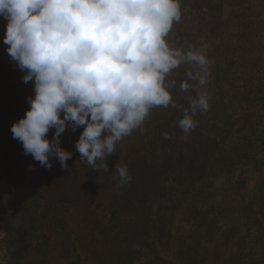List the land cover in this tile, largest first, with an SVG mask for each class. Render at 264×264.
Here are the masks:
<instances>
[{"label":"rangeland","instance_id":"374dc122","mask_svg":"<svg viewBox=\"0 0 264 264\" xmlns=\"http://www.w3.org/2000/svg\"><path fill=\"white\" fill-rule=\"evenodd\" d=\"M180 8L167 40L207 56L209 108L197 110L189 134L178 127L197 95L195 88L180 90L190 67L182 64L170 78L175 106L153 108L150 130L162 119L170 137L162 150L172 161L183 139L187 164L195 142L213 154L216 167L197 193L182 191L171 204L160 179L142 185L135 217L121 211L108 222L98 211L56 200L48 184L31 191L35 177L28 182L17 174L23 171L1 164L0 264H264V0H180ZM6 23L0 17L1 73L14 65L3 42Z\"/></svg>","mask_w":264,"mask_h":264},{"label":"clouds","instance_id":"9594fccd","mask_svg":"<svg viewBox=\"0 0 264 264\" xmlns=\"http://www.w3.org/2000/svg\"><path fill=\"white\" fill-rule=\"evenodd\" d=\"M0 17L7 53L25 73L22 81L33 83L30 107L10 131L43 167L51 168L50 158L68 167L72 153L60 137L66 127L83 126L75 142L80 161L108 173L116 144L142 128L153 108L175 106L168 90L175 81H166L182 64L190 67L180 90L197 95L178 127L189 134L197 110L209 108L207 56L167 40L181 19L180 0H0ZM114 170L120 186L131 182L126 165Z\"/></svg>","mask_w":264,"mask_h":264},{"label":"trees","instance_id":"16d2710c","mask_svg":"<svg viewBox=\"0 0 264 264\" xmlns=\"http://www.w3.org/2000/svg\"><path fill=\"white\" fill-rule=\"evenodd\" d=\"M24 74L17 67L16 62L14 65H9L5 73L0 72V165H12L17 170L23 171L25 174L22 172L17 174L25 175L28 182L33 183L29 178L35 177L37 183L35 182V185L30 188L35 193L40 192L36 189L38 185L42 189L45 184H48L47 186L51 187V195L56 200L61 199V202L70 200L72 207L79 208L81 211L88 210L91 213L98 211L104 219L108 217L109 222L118 218L121 211L130 218L135 217L133 211L136 206H140L142 185L156 186V181L160 179L164 182L161 185L164 191L169 186L167 200L171 204L179 199L182 191L190 196L197 193L199 189L197 183L208 176L210 169L216 167L213 154L197 149L195 142H192L190 146L192 157L187 164L185 158L188 150L186 148L189 147L185 145L183 139H180L176 146L179 152L177 160L172 161L168 153L162 150L168 144V139L163 136L166 132L161 130L162 119L156 120L158 125L154 131L150 130L152 110L142 128L133 130L130 136L116 144V152L106 159L108 173L94 170L86 160L80 161L75 142L83 126L77 128L75 132L66 127L60 137V146L72 153L71 158L66 161L68 167L61 168L55 158H50L51 168L43 167L30 154H24L21 142L14 139L10 131L11 125L22 118L25 110L30 107L26 98L33 95V83L31 81L24 83L22 81ZM172 75L173 73L169 75L166 83L173 78ZM10 76L14 77L15 81L9 80ZM174 88L170 86L169 92ZM53 132L54 129H50L47 134L50 141ZM201 146L205 145L199 147ZM201 152L206 156V160L201 159ZM115 164L127 166L132 178L130 183L119 185L118 176L114 170ZM144 181L146 184L143 183ZM24 211L21 209V213ZM28 213L29 209L26 210L25 215ZM148 215L151 219V213ZM35 222H30V226ZM21 223L25 226L29 225L27 220H22ZM148 224L150 223L147 221L145 226Z\"/></svg>","mask_w":264,"mask_h":264}]
</instances>
